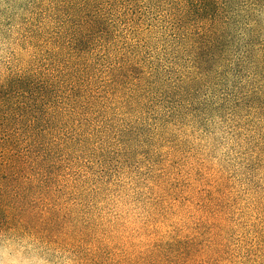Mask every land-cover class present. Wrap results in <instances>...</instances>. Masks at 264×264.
I'll return each instance as SVG.
<instances>
[{
  "label": "trees",
  "instance_id": "1",
  "mask_svg": "<svg viewBox=\"0 0 264 264\" xmlns=\"http://www.w3.org/2000/svg\"><path fill=\"white\" fill-rule=\"evenodd\" d=\"M46 1L42 64L0 69V219L71 264H264L164 219L213 150L264 165V0Z\"/></svg>",
  "mask_w": 264,
  "mask_h": 264
},
{
  "label": "rangeland",
  "instance_id": "2",
  "mask_svg": "<svg viewBox=\"0 0 264 264\" xmlns=\"http://www.w3.org/2000/svg\"><path fill=\"white\" fill-rule=\"evenodd\" d=\"M53 15L55 11L51 1L0 0V69L25 66L27 63L42 64L40 60L52 47L45 41L42 42L45 33L42 31V24L43 21L46 22L45 19H53ZM261 18H264V15ZM204 162L206 169L200 166L202 173L206 174L203 182L200 179L197 181L198 178L192 171L191 174L186 173L190 177L180 178L168 188L174 192L171 198L178 200L180 193L185 192L182 184L189 185L187 187L189 191L186 192L192 198L190 204L175 201L174 207L167 209L165 221L173 223L178 228L193 227L199 221L202 224L214 222L221 226L226 225L229 229L225 236L227 239L236 244L235 242L239 243L241 238L246 245H253L255 250L262 251L260 254L263 255L264 165L261 169H258L256 164L252 168L248 167L231 156L221 155L217 149L210 152ZM189 181L192 183L187 184ZM203 186L210 187L215 193L218 200L216 205L208 204L203 207L199 205L206 201ZM128 207L127 204L126 208L129 211ZM133 209L137 208L133 206ZM0 228L23 231L34 239L36 237L35 229H31L25 223L13 228L4 219H0ZM59 252L67 259L66 254ZM262 261L264 262V258Z\"/></svg>",
  "mask_w": 264,
  "mask_h": 264
},
{
  "label": "clouds",
  "instance_id": "3",
  "mask_svg": "<svg viewBox=\"0 0 264 264\" xmlns=\"http://www.w3.org/2000/svg\"><path fill=\"white\" fill-rule=\"evenodd\" d=\"M0 264H71L58 250L26 232L0 228Z\"/></svg>",
  "mask_w": 264,
  "mask_h": 264
}]
</instances>
